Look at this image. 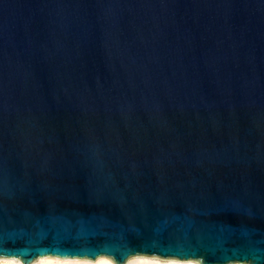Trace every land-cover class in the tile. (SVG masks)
Masks as SVG:
<instances>
[{
	"label": "water",
	"instance_id": "95a60500",
	"mask_svg": "<svg viewBox=\"0 0 264 264\" xmlns=\"http://www.w3.org/2000/svg\"><path fill=\"white\" fill-rule=\"evenodd\" d=\"M264 264V0H0V259Z\"/></svg>",
	"mask_w": 264,
	"mask_h": 264
},
{
	"label": "bare ground",
	"instance_id": "6f19581e",
	"mask_svg": "<svg viewBox=\"0 0 264 264\" xmlns=\"http://www.w3.org/2000/svg\"><path fill=\"white\" fill-rule=\"evenodd\" d=\"M0 264H22L14 259H0ZM32 264H113L105 257H99L96 260L89 262L84 260H66L56 258H41ZM126 264H197L193 261H162L152 258L135 257L127 261Z\"/></svg>",
	"mask_w": 264,
	"mask_h": 264
}]
</instances>
